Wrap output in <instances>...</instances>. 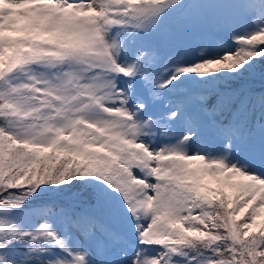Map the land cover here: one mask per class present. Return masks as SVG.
Segmentation results:
<instances>
[{"label": "snow or ice", "instance_id": "6c2138e0", "mask_svg": "<svg viewBox=\"0 0 264 264\" xmlns=\"http://www.w3.org/2000/svg\"><path fill=\"white\" fill-rule=\"evenodd\" d=\"M0 264H264V0H0Z\"/></svg>", "mask_w": 264, "mask_h": 264}]
</instances>
